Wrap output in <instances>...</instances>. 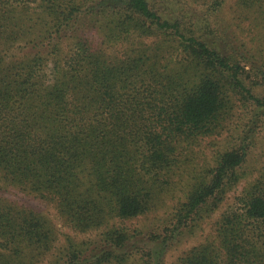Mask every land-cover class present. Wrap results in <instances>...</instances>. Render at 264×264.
<instances>
[{"label":"trees","instance_id":"16d2710c","mask_svg":"<svg viewBox=\"0 0 264 264\" xmlns=\"http://www.w3.org/2000/svg\"><path fill=\"white\" fill-rule=\"evenodd\" d=\"M181 1L0 0V188L54 204L79 233L100 230L157 207L183 143L232 128L213 165L191 176L172 225L218 209L245 179L264 126V0H235L232 22L220 16L225 0H185L201 8L192 12ZM245 21L257 47L236 31ZM90 33L126 48L111 58ZM260 173L222 214L216 242L192 248L181 264H264ZM53 229L0 198V264L51 257ZM133 239L125 228L105 229L86 247L69 240L48 264H128L139 252L132 264H163L130 247Z\"/></svg>","mask_w":264,"mask_h":264},{"label":"rangeland","instance_id":"374dc122","mask_svg":"<svg viewBox=\"0 0 264 264\" xmlns=\"http://www.w3.org/2000/svg\"><path fill=\"white\" fill-rule=\"evenodd\" d=\"M225 1V8L220 13V16L224 17L228 22H232L236 17L233 9H231V5L234 4L235 0ZM180 4L186 9L194 6L195 9L191 10V12L201 10L195 4L186 3L185 0H182ZM235 23L238 22L235 21ZM240 24L238 28L239 30L244 29V32L236 30L239 33V37L249 43L250 47H257L259 43L251 41L254 31L252 30V34L249 32V29L253 27L250 28L249 22L246 21ZM233 29H235V26ZM256 34L258 33L256 32ZM88 37L96 48L103 49L111 58L121 56L126 48V44L121 43L104 45L102 37L97 33H90ZM138 41L132 40L131 44H137ZM141 41L144 45H149L152 42L146 39ZM239 117L240 111L234 115L233 123L237 124ZM231 131L232 128L230 130L225 129L219 135L203 138L196 142L183 143L179 148V168L175 170L176 175L171 179L173 184L168 192L161 195L157 207L135 219L124 221L115 219L100 230L79 233L64 222L54 204L33 195H28L14 187L2 186L0 188V198L44 215L54 228L53 231H55L54 234L57 237V241L53 245L52 255L51 257L50 255L46 257L44 261L42 259L38 264H48L51 258H54V256L59 255L63 251L65 252L69 240H72L78 246L86 247L88 244L90 245L98 241L105 229L112 227L125 228L130 235H133L134 239L130 247L139 248V251H152L155 258L162 257L163 264H181L180 260L192 248L206 242H216V225L222 214L234 206L235 198L242 192L243 188L250 182L255 181L260 176V171L264 169V153L262 154L264 148L263 126L256 136V145L251 152L249 160L242 168V171L244 170L245 173V179L227 195L226 199L212 214L209 216L205 214L201 219H197L196 221L193 219L186 228L175 229L174 225H172L174 208L179 201L183 200L184 193L189 190L188 186L191 183V176L199 175L207 167L213 165L215 157L223 152L226 144L229 142L227 139ZM155 234L156 236L162 235V238L158 241L153 238L150 239ZM163 239H165V242ZM141 254L139 252L136 256H131L132 258L128 264L139 262Z\"/></svg>","mask_w":264,"mask_h":264}]
</instances>
